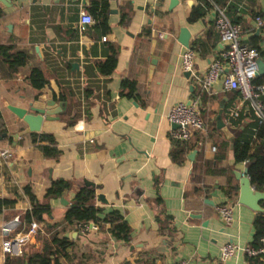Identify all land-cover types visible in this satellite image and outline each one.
<instances>
[{"label": "crops", "instance_id": "crops-1", "mask_svg": "<svg viewBox=\"0 0 264 264\" xmlns=\"http://www.w3.org/2000/svg\"><path fill=\"white\" fill-rule=\"evenodd\" d=\"M209 3L201 15L189 20L197 0H176L171 7L168 0L155 4L151 0H84L83 4L81 0H0V44L25 52L23 64L14 71L0 59V150L10 152L0 156V198L14 199L0 210V239L5 224L7 235L27 226L22 219L29 207L23 192L27 186L38 202L47 204V212L41 214L39 230L23 255L40 251L42 236L46 238L47 229L54 228L67 245L54 255L57 264H172L179 259L188 264H248L240 250L223 261L218 258L221 244L243 246L256 238L252 224L256 211L236 202L234 172L245 163L234 162L232 147L214 121L220 104L223 121L237 103V91L223 89L220 77L211 93L202 92L179 65L184 48L176 41L180 26L188 31L198 73L221 50ZM216 5L224 6L227 17L239 24L240 41L257 49V60L264 67V0H220ZM80 11L92 18L82 27ZM110 54L112 70L100 73L96 64ZM31 67H37L45 79L40 88L28 82ZM255 76L264 78V68ZM122 80L133 82L129 94L121 88ZM48 91L64 103L63 110L42 119L33 133L51 136L58 151L54 157L42 155L37 143L45 141L32 142V132L17 135L24 124L7 108L21 106L34 95L47 96ZM192 97L198 99L205 132H195L184 141L192 148L176 162L168 154L174 141L166 114L173 104ZM240 107L238 115L243 116L233 119L236 125L223 122L234 132L253 125L246 107ZM192 151L190 159L187 155ZM53 179L66 180L70 186L45 198L44 190ZM83 179L94 184L89 204L122 214L129 227L127 240L114 238L107 224L81 231L62 220ZM223 203L231 205L228 225L220 223L215 211ZM4 256L0 251V264ZM22 256L9 257L12 262ZM255 260L264 264V255Z\"/></svg>", "mask_w": 264, "mask_h": 264}, {"label": "built area", "instance_id": "built-area-1", "mask_svg": "<svg viewBox=\"0 0 264 264\" xmlns=\"http://www.w3.org/2000/svg\"><path fill=\"white\" fill-rule=\"evenodd\" d=\"M154 4L157 0H151ZM212 23L217 33L218 40L222 47L219 54L210 59L206 69L202 73L195 71L193 66V50L184 47L179 54V65L184 72H188L191 78L199 87L200 91L211 93L213 84L221 77V86L225 90H236L238 101L225 113L224 123H229L242 112V107L250 112L257 124H264V102L259 95L264 94V83H253L252 79L257 73L256 59L258 51L255 47L247 46L240 41V26L237 22L231 21L225 12L224 6L212 3ZM257 25L262 23L259 16L254 17ZM92 21L91 16L80 11L78 23L80 27ZM160 35V34H159ZM104 37H101L103 39ZM166 119L171 126L168 133L173 141H188L195 132H205V124L200 115L197 97H192L186 102L173 104ZM214 149L213 146L210 147ZM10 155L8 150H0V156ZM244 162V161H243ZM216 214L222 225H228L231 221V205L229 203L219 204L215 207ZM76 227L84 231L96 229L93 222L76 223ZM39 226L37 221L30 220L25 229L12 235H7L8 225L1 227L5 233L0 239V251L3 255L22 256L25 245L35 237ZM240 250L247 258H260L264 255V233L258 234L255 243L238 246L233 242H225L219 246L218 258L223 261L235 251ZM172 264H188L186 259H179Z\"/></svg>", "mask_w": 264, "mask_h": 264}, {"label": "trees", "instance_id": "trees-1", "mask_svg": "<svg viewBox=\"0 0 264 264\" xmlns=\"http://www.w3.org/2000/svg\"><path fill=\"white\" fill-rule=\"evenodd\" d=\"M211 1L217 4L220 0H197V5L193 7L189 14L188 19L191 20L203 13V10L207 8ZM257 16V15H256ZM0 59L7 63L10 71H14L18 66L22 65L25 59V52L20 49H13L9 44H0ZM97 69L100 73L107 74L114 66V55H108L104 60L99 61ZM28 82L34 88H40L44 83L40 70L37 67H31L29 69ZM253 83H264V78L255 76L252 79ZM121 88H127L128 94L133 89V82L122 80L120 84ZM224 115V109L222 111ZM242 115H238L237 119H240ZM249 119L253 120V125L246 124L242 130L234 132L233 129L227 125V129L233 135L232 145V157L234 162L245 163L246 173L249 179L250 186L254 190L264 191V124H257L250 112H248ZM247 116V117H248ZM237 120H231L230 125L234 126ZM2 128L0 127V133ZM32 142L37 143V148L42 155L54 157L58 153L57 149L51 145L52 138L49 134L45 133H31ZM224 146H227V141L223 142ZM191 144L184 142L174 141L170 146L168 154L173 161H180L186 150L191 149ZM69 182L63 179H53L44 190V197H54L59 195L64 189H68ZM233 188H228V196ZM24 194H26L29 207L25 209L22 214V219L25 223H29L30 220L40 221L41 214L47 212V204L38 202L33 194L29 191L28 187L23 188ZM93 195V188L89 186H79L73 193L69 204L64 209L62 220L67 224L93 222L97 227L107 224V230L110 234L117 239L127 240L129 236V227L126 221L123 219L122 214L113 208L106 211L96 209L89 200ZM14 202V199L0 198V210L5 207H10ZM260 211H256L252 221L254 232L253 236L256 237L264 231V199L260 200ZM26 224V225H27ZM47 229V228H45ZM48 236L45 238L42 236V246L40 251L32 252L23 255L19 259H15L11 262L9 256L5 255L3 264H57L55 254L62 252L65 247V239L61 237L60 230L48 228ZM256 259V258H255ZM254 258L248 259V264H255Z\"/></svg>", "mask_w": 264, "mask_h": 264}, {"label": "water", "instance_id": "water-1", "mask_svg": "<svg viewBox=\"0 0 264 264\" xmlns=\"http://www.w3.org/2000/svg\"><path fill=\"white\" fill-rule=\"evenodd\" d=\"M84 0H81V4ZM176 3V0H168V7H171ZM189 34L185 27L180 26L176 35V41L188 47ZM257 73H261L263 70V65L256 59ZM256 73V74H257ZM188 75V72H184ZM259 99L264 102V94L259 95ZM64 103L62 101H56L52 97L50 91H48L47 96L41 94L34 95L31 99L24 100L21 106L8 105L7 108L24 124V127L18 131L17 135L37 132L42 119H50L53 114L59 113L63 110ZM223 109V104H220L216 114L214 116L215 127L220 129L226 139L229 142V147L233 145V136L230 134L226 126L221 119V113ZM172 127L174 125H171ZM15 138V135H12ZM193 151L187 155L191 159ZM234 178L238 183V190L236 194V202L243 204L253 211H260L259 201L264 199V191L254 190L249 183V179L246 173V167H243L241 171L234 172ZM81 184L84 186L93 187L94 184L88 180L83 179ZM72 194V193H71ZM208 201V200H207ZM66 201L63 200V203ZM212 204L211 201H209ZM198 216V215H194Z\"/></svg>", "mask_w": 264, "mask_h": 264}]
</instances>
